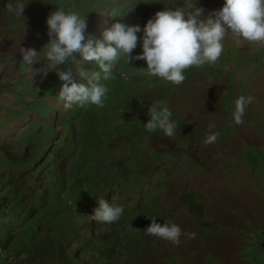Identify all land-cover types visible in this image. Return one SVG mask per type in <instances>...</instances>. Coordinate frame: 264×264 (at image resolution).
<instances>
[{"label":"rangeland","instance_id":"1","mask_svg":"<svg viewBox=\"0 0 264 264\" xmlns=\"http://www.w3.org/2000/svg\"><path fill=\"white\" fill-rule=\"evenodd\" d=\"M10 2L0 0V264H264V46L229 34L216 64L186 70L179 86L145 75L143 60L120 63L102 81L104 107L65 110L64 82L26 73L19 48L41 50L57 8L86 13L88 37L101 39L126 0H29L21 16ZM139 2L115 19L143 28L183 0ZM195 3L207 17L224 0ZM61 70L83 83L80 72L98 67L77 53ZM241 95L253 101L236 125ZM157 101L178 125L173 137L144 128ZM102 197L123 206L116 223L90 219ZM149 217L196 237L175 246L146 235Z\"/></svg>","mask_w":264,"mask_h":264},{"label":"clouds","instance_id":"2","mask_svg":"<svg viewBox=\"0 0 264 264\" xmlns=\"http://www.w3.org/2000/svg\"><path fill=\"white\" fill-rule=\"evenodd\" d=\"M28 2L15 0L6 5V10L21 16ZM138 3L139 0H126L125 11L121 15L109 14L113 18L112 23L103 31L102 38L95 41L87 35L86 13L57 8L47 17L49 39L41 50L19 48L24 71L32 75L39 72L43 76L55 71L64 82L58 101L62 102L65 110L88 105L102 108L108 92L102 81L114 79L113 71L120 63L130 65L132 60H143L147 65L143 68L145 75L179 86L186 79V70L216 64L224 52L223 42L229 34L238 47L245 44L264 46V0H224L223 6L209 12L207 17L195 0H183L182 6H169L157 11L143 28L139 24L129 25L122 19H115L131 12ZM137 33H142V36L138 37ZM138 43L142 52L133 56ZM77 53L84 61L94 62L98 67L95 71L80 72L83 83L73 82L70 70H61L62 65L74 61ZM40 60L45 61L44 67L32 72L31 66ZM252 101L253 97L243 95L235 100L232 115L236 125L244 123L246 107ZM147 111L149 119L144 128L148 133L160 130L165 137L175 136L178 125L171 119L172 112L165 102L157 101ZM218 135L216 132L207 135L204 145L216 143ZM97 201L98 206L89 216L92 221L103 224L119 221L123 206L113 205L103 197ZM149 219L151 223L144 229L146 235L175 246L180 245L182 236L188 240L196 237L194 232L184 233L174 222L157 223L155 217Z\"/></svg>","mask_w":264,"mask_h":264}]
</instances>
